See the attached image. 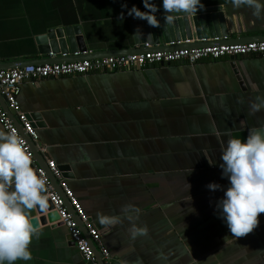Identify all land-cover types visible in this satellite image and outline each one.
<instances>
[{
  "label": "crops",
  "instance_id": "obj_1",
  "mask_svg": "<svg viewBox=\"0 0 264 264\" xmlns=\"http://www.w3.org/2000/svg\"><path fill=\"white\" fill-rule=\"evenodd\" d=\"M202 3L220 7L225 42L264 40V13L233 9L230 0ZM123 4L144 10L142 0H0V70L46 61L36 39L52 23L81 25L89 50L145 51L134 43L132 23L139 19L127 16ZM257 95L264 96V55L26 80L19 100L37 129L45 172L54 161L101 231L106 264H264V213L239 238L215 213L228 185L221 147L264 124V110L249 115ZM209 182L222 188L211 192ZM126 204L139 209L134 222L147 227L146 235L130 238L131 222L121 212ZM98 214L119 215L120 223L102 227ZM38 228L32 259L16 264H83L61 222Z\"/></svg>",
  "mask_w": 264,
  "mask_h": 264
},
{
  "label": "clouds",
  "instance_id": "obj_2",
  "mask_svg": "<svg viewBox=\"0 0 264 264\" xmlns=\"http://www.w3.org/2000/svg\"><path fill=\"white\" fill-rule=\"evenodd\" d=\"M230 4L233 9L250 8L257 18L264 13V0H230ZM142 5L144 10L136 5L129 8L127 4L122 8L127 10V16L144 20L152 27L160 24L158 12L171 24L177 15L193 16L204 7L202 0H160L159 7L154 0H142ZM124 16L122 12L119 19L123 20ZM261 110H264V96L257 95L249 103V115ZM219 158L221 177L227 178L228 185L215 202V213L228 231L239 238L251 233L260 223L259 214L264 213V124L250 128L243 139L229 138L221 147ZM32 165L22 137L12 129L0 130V264L32 259L30 244L38 238L39 228L32 223L30 212L48 207L47 180ZM206 188L215 192L222 186L209 182ZM121 212L131 222L130 238L147 234L146 226L134 222L139 209L126 204ZM97 222L102 227L114 226L120 223V216L98 214Z\"/></svg>",
  "mask_w": 264,
  "mask_h": 264
},
{
  "label": "built area",
  "instance_id": "obj_3",
  "mask_svg": "<svg viewBox=\"0 0 264 264\" xmlns=\"http://www.w3.org/2000/svg\"><path fill=\"white\" fill-rule=\"evenodd\" d=\"M190 41L187 40L186 43ZM181 42H177L180 44ZM174 45V43H171ZM145 47H150L146 44ZM52 52L49 56H53ZM243 55H264V40L244 43L221 42L215 37L211 44L202 47L179 48L172 51L146 50L140 53L105 56L101 58L82 59L69 62L30 63L12 69L0 70V124L4 130L12 129L20 135L24 146L31 154L33 163L34 151L28 138L37 142L39 135L30 114L20 104L21 84L26 80L55 78L73 74H89L94 72H112L120 70L141 69L159 63L183 61L190 65L204 58L236 57ZM48 169L62 190L61 196L54 189L45 169L36 165L37 173L43 174L47 180L48 198L54 210L58 212L59 222L79 251L85 264H106L110 252L102 241V233L84 211L81 203L63 178L61 170L54 161H48ZM72 208V211L69 209ZM86 231V235L84 234ZM99 250L101 260L96 256L93 244Z\"/></svg>",
  "mask_w": 264,
  "mask_h": 264
},
{
  "label": "water",
  "instance_id": "obj_4",
  "mask_svg": "<svg viewBox=\"0 0 264 264\" xmlns=\"http://www.w3.org/2000/svg\"><path fill=\"white\" fill-rule=\"evenodd\" d=\"M158 19L160 20L158 27L149 26L144 20H137L132 23L134 43L137 46L142 47H145V44L151 46L146 47L145 51H172L179 48L202 47L211 44L215 37H218L221 42H225L229 35L225 25V18L220 7L199 9L193 16L177 15L171 24L166 23L162 16ZM149 34L151 35L149 36ZM161 35L163 36V41ZM194 39L196 40V45L186 43L187 40ZM36 42L38 45V52L42 57L48 58L42 63L69 62L82 59L101 58L111 56L112 54L122 55L143 52L125 51L122 53H112L110 51L101 52L89 50L88 39L84 34L81 25L65 22L52 23L45 26L41 35L37 37ZM172 42L174 45L171 44ZM177 42L181 43L177 44ZM50 52L56 55V59H49ZM24 62L23 65L30 64L27 60ZM0 102H3L2 99H0ZM28 141L34 151L35 163H33L32 166L37 171L36 165L43 168L42 164L45 163V161L42 158L39 149L36 147L35 142L30 141L29 138ZM46 175L49 176V180L53 185L58 184V180L53 177L48 166H46ZM59 194L63 196L62 190ZM34 210L36 214L32 217V223L37 227H39L40 224L59 220L58 212L54 210L53 204L49 198L47 209L35 208ZM84 234L86 235V231H84ZM93 247L96 256L101 260L98 248L94 244ZM82 262L83 264L85 263L84 260Z\"/></svg>",
  "mask_w": 264,
  "mask_h": 264
}]
</instances>
